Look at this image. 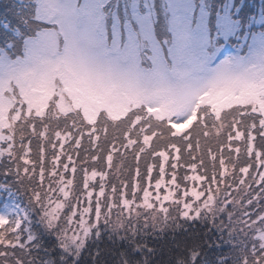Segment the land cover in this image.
Returning a JSON list of instances; mask_svg holds the SVG:
<instances>
[{"label":"snow or ice","instance_id":"6c2138e0","mask_svg":"<svg viewBox=\"0 0 264 264\" xmlns=\"http://www.w3.org/2000/svg\"><path fill=\"white\" fill-rule=\"evenodd\" d=\"M4 7L0 264H264V4Z\"/></svg>","mask_w":264,"mask_h":264},{"label":"trees","instance_id":"16d2710c","mask_svg":"<svg viewBox=\"0 0 264 264\" xmlns=\"http://www.w3.org/2000/svg\"><path fill=\"white\" fill-rule=\"evenodd\" d=\"M13 2L14 0H0V17H2L4 12L6 11L4 6L9 5ZM250 2L254 3L257 6V9L259 8L260 4L254 2L253 0H250ZM4 166H5L4 163L0 162V179H2V183H9V184L14 183L15 177L3 175ZM153 175L155 176V173ZM9 194H10L9 192H6L5 198H7ZM11 194L13 196L11 198H16L18 203L21 204V206L25 205L27 197L23 195L22 192H19L17 187L12 188ZM1 205H3V202H1L0 206ZM195 227L199 229L201 233V237L203 238V233L206 232L210 226L209 225L201 226L200 224H196ZM189 231H191V226H189ZM218 236H219V233H217L215 229H213L211 233L209 234L208 239L209 240L216 239ZM147 242H148V247L160 249V251L157 252V255L151 258L154 264H159V262L161 261H169V260H171L172 264H174L175 258L180 255V250L176 248H172L171 253H169L168 251V249L171 247V235L170 234L166 236L164 239H160V238L153 237L150 235L148 237ZM204 251L208 254V259L213 260L217 258L218 256H220L221 254H227L230 251V249L227 245H224L221 248H215V247L208 248L206 246L204 248ZM135 258L141 259L142 258L141 254L137 253Z\"/></svg>","mask_w":264,"mask_h":264},{"label":"rangeland","instance_id":"374dc122","mask_svg":"<svg viewBox=\"0 0 264 264\" xmlns=\"http://www.w3.org/2000/svg\"><path fill=\"white\" fill-rule=\"evenodd\" d=\"M253 1L256 2V3H258V4H260V5L261 4H264V0H253ZM78 175H79V173H78ZM0 184H3L2 183V179H0ZM164 191L165 190H162V193H164ZM5 195H6V191L4 192V190L0 189V202H3V205L6 204V203L7 204H10L13 201H15L16 203H18V201H17L16 198H11V197H13L12 194H9V196L7 198H5ZM166 206H168V205L166 204ZM229 208H231V206H229ZM2 209H3V206H0V210H2Z\"/></svg>","mask_w":264,"mask_h":264}]
</instances>
